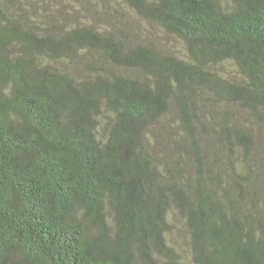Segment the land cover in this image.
<instances>
[{"label": "trees", "instance_id": "trees-1", "mask_svg": "<svg viewBox=\"0 0 264 264\" xmlns=\"http://www.w3.org/2000/svg\"><path fill=\"white\" fill-rule=\"evenodd\" d=\"M0 264H264V0H0Z\"/></svg>", "mask_w": 264, "mask_h": 264}, {"label": "rangeland", "instance_id": "rangeland-1", "mask_svg": "<svg viewBox=\"0 0 264 264\" xmlns=\"http://www.w3.org/2000/svg\"><path fill=\"white\" fill-rule=\"evenodd\" d=\"M176 225H177V228L179 229V231H178V235H179V237H180L182 240L186 239V238H187V233H186V231L184 230V228L182 227V225H181L180 223H178V222H176Z\"/></svg>", "mask_w": 264, "mask_h": 264}]
</instances>
